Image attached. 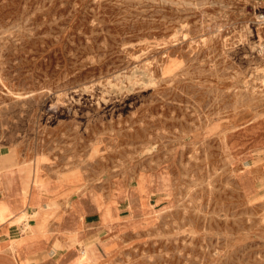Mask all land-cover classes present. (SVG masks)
Segmentation results:
<instances>
[{"label":"rangeland","instance_id":"374dc122","mask_svg":"<svg viewBox=\"0 0 264 264\" xmlns=\"http://www.w3.org/2000/svg\"><path fill=\"white\" fill-rule=\"evenodd\" d=\"M255 3L0 0V151L121 217L83 264H264Z\"/></svg>","mask_w":264,"mask_h":264},{"label":"crops","instance_id":"0c3cea01","mask_svg":"<svg viewBox=\"0 0 264 264\" xmlns=\"http://www.w3.org/2000/svg\"><path fill=\"white\" fill-rule=\"evenodd\" d=\"M34 177V165L0 151V264H83L104 250L109 239L102 245L101 236L121 219L114 206L111 219L105 206L84 207L67 189L51 194ZM253 184L254 192L264 188L260 178Z\"/></svg>","mask_w":264,"mask_h":264},{"label":"built area","instance_id":"2783aa9c","mask_svg":"<svg viewBox=\"0 0 264 264\" xmlns=\"http://www.w3.org/2000/svg\"><path fill=\"white\" fill-rule=\"evenodd\" d=\"M255 1L252 23L259 34L258 50L264 53V0Z\"/></svg>","mask_w":264,"mask_h":264},{"label":"bare ground","instance_id":"6f19581e","mask_svg":"<svg viewBox=\"0 0 264 264\" xmlns=\"http://www.w3.org/2000/svg\"><path fill=\"white\" fill-rule=\"evenodd\" d=\"M139 43V42H138ZM1 44V43H0ZM111 64V63H110ZM150 75V74H149ZM132 77V76H131ZM101 83V82H100ZM125 84V83H124ZM132 84V83H131ZM58 85V84H57ZM126 85V84H125ZM83 90V89H82ZM83 96V95H82ZM116 98V97H115ZM3 99V98H2ZM65 99V98H64ZM58 100V99H57ZM106 104V103H105ZM77 109V108H76ZM38 135V134H37ZM53 148V147H52ZM85 153V152H84ZM88 157V156H87ZM39 159V158H38ZM38 161V160H37ZM36 164V163H35ZM37 166H38V164H37ZM67 170V169H66ZM40 172V171H39ZM36 174V173H35ZM209 174V173H208ZM45 176V175H44ZM35 181V180H34ZM39 193V192H38ZM37 199V198H36ZM129 201V200H128ZM113 201L112 200H110V203H112ZM35 203V202H34ZM101 205V204H100ZM114 206V205H113ZM114 210H115V207H114ZM103 217V216H102ZM131 221V219H128V221H126L127 223H132V222H130ZM168 223V222H167ZM111 226V225H110ZM108 228V227H107ZM116 233V232H115ZM105 242V241H104ZM107 246H108V244H107ZM83 253V252H82Z\"/></svg>","mask_w":264,"mask_h":264}]
</instances>
